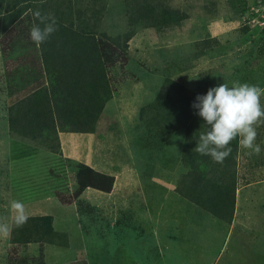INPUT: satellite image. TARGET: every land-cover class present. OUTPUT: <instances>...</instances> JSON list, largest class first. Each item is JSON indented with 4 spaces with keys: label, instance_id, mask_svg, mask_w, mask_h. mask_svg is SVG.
Masks as SVG:
<instances>
[{
    "label": "rangeland",
    "instance_id": "1",
    "mask_svg": "<svg viewBox=\"0 0 264 264\" xmlns=\"http://www.w3.org/2000/svg\"><path fill=\"white\" fill-rule=\"evenodd\" d=\"M44 1L57 23L75 29L76 0ZM124 1L77 5L104 9L101 26L112 33L122 29ZM168 1L186 19L160 32L137 31L127 42V62L104 67L113 93L92 132H57L58 149L34 144L32 156L14 162L3 154L1 128L14 100L8 94L18 84L16 75L4 76L0 57V215L14 199L25 204L29 217L51 218L66 245H43V264H264V124L257 127L259 155L238 143L227 224L176 193L187 171L180 161L184 130L149 140L139 119L140 108L156 98L165 80L201 96L234 81L264 87V0ZM23 52L16 48L9 57ZM76 163L112 176L113 186L107 194L84 190L63 206L54 191L74 189ZM8 247L0 241V264H6ZM17 249L18 259L35 264L30 259L37 244Z\"/></svg>",
    "mask_w": 264,
    "mask_h": 264
},
{
    "label": "trees",
    "instance_id": "2",
    "mask_svg": "<svg viewBox=\"0 0 264 264\" xmlns=\"http://www.w3.org/2000/svg\"><path fill=\"white\" fill-rule=\"evenodd\" d=\"M44 3V0H0L3 74L6 78L16 75L18 84L8 94L14 99L7 109L9 162L32 156L37 147L34 144L49 150L58 149L57 132L91 133L113 93L105 79L104 67L127 62V42L137 31L153 29L160 32L180 26L186 19L184 13L172 7L168 0H125L122 29L112 33L107 29L108 33L101 26L106 14L102 12L104 9L80 8L76 0L78 24L75 29L57 23V31L38 48L29 38L33 23L38 21L33 20L31 13L24 14L29 9L50 13L51 7ZM16 48L24 52L10 59ZM198 95L165 80L156 98L140 108L139 119L149 140L184 130L180 161L187 171L179 179L176 193L220 221L229 223L236 190L234 168L238 139L229 145L232 152L223 163L195 152L199 135L207 131L197 110L192 108ZM74 180V189L70 193L54 191L59 204H72L87 188L107 194L114 182L112 176L79 163L74 165ZM30 243L37 244V255L30 261L43 264V245L65 246L66 236L53 231L49 216L29 217L22 227H13L6 264H26L24 259L17 258V248Z\"/></svg>",
    "mask_w": 264,
    "mask_h": 264
},
{
    "label": "clouds",
    "instance_id": "3",
    "mask_svg": "<svg viewBox=\"0 0 264 264\" xmlns=\"http://www.w3.org/2000/svg\"><path fill=\"white\" fill-rule=\"evenodd\" d=\"M29 13L34 21H38L33 23L29 38L39 48L57 31V21L53 14L38 9H29L24 15ZM262 96L264 87L239 81H234L231 87L222 83L208 89L206 94L196 96L192 108L197 110L207 131L199 135L195 152L223 163L232 152L229 145L238 139L242 149L251 150L250 155H259L261 148L255 141L257 127L264 124ZM4 208L7 214L0 215V241H8L13 227H22L29 219L25 204L19 200H9Z\"/></svg>",
    "mask_w": 264,
    "mask_h": 264
},
{
    "label": "crops",
    "instance_id": "4",
    "mask_svg": "<svg viewBox=\"0 0 264 264\" xmlns=\"http://www.w3.org/2000/svg\"><path fill=\"white\" fill-rule=\"evenodd\" d=\"M1 136H2V140H3V144L5 145V147L3 148V152H4L3 154H4L5 158H8V135H7V126H6V124L2 125ZM91 190H93V189L87 188L86 192H91V193H95V194H97V193L104 194V193L96 191V190H93V192H92ZM233 206H234V204H233ZM231 218H232V216H231ZM230 221H229V223H230ZM223 223H225V222H223Z\"/></svg>",
    "mask_w": 264,
    "mask_h": 264
},
{
    "label": "built area",
    "instance_id": "5",
    "mask_svg": "<svg viewBox=\"0 0 264 264\" xmlns=\"http://www.w3.org/2000/svg\"><path fill=\"white\" fill-rule=\"evenodd\" d=\"M255 13H257L256 11H254ZM263 15H264V10H262ZM263 15H260V17H262L261 19H263Z\"/></svg>",
    "mask_w": 264,
    "mask_h": 264
}]
</instances>
